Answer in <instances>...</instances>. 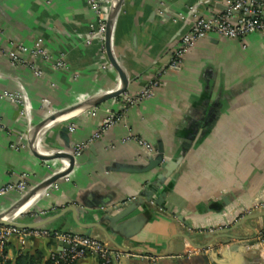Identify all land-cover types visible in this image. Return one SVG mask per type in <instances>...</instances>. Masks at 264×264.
<instances>
[{"label": "crops", "instance_id": "obj_1", "mask_svg": "<svg viewBox=\"0 0 264 264\" xmlns=\"http://www.w3.org/2000/svg\"><path fill=\"white\" fill-rule=\"evenodd\" d=\"M99 3L96 11L86 0H0V187L23 181L26 189L65 165L63 158L36 155L29 145V131L53 111L80 104L32 133L43 151L72 152L112 111L118 118L74 154L71 169L28 208L24 219L74 204L87 210L79 213L81 221L95 220L102 206L147 192V181L166 171L152 194L161 201L156 210L143 204L134 211L143 210L146 218L128 240L112 234L129 248L165 254L134 251L114 264H264V215L232 231L248 236V244L237 248H232L237 238L203 249L183 236L189 228L207 231L233 222L243 206L252 209L257 198H264V34L230 38L211 33L183 54L177 68H169L179 35L198 15L226 11L227 0H121L111 47L127 86L91 105L88 100L120 81L106 51L105 29L96 31L99 18L105 28L112 0ZM157 73L160 83L150 96L126 100ZM138 138L151 150L142 148ZM158 154L162 160L145 169ZM163 160L170 163L168 169ZM25 189L1 194L0 210ZM161 191L162 200L157 199ZM55 225L86 232L70 212L45 227ZM91 232L105 238L98 228ZM22 244L43 259L59 247L49 236H28L26 242L14 236L5 246L7 256ZM78 264H97V258L86 252Z\"/></svg>", "mask_w": 264, "mask_h": 264}, {"label": "water", "instance_id": "obj_2", "mask_svg": "<svg viewBox=\"0 0 264 264\" xmlns=\"http://www.w3.org/2000/svg\"><path fill=\"white\" fill-rule=\"evenodd\" d=\"M121 3V0H112L111 6L109 8V12L106 18V25H105V47L106 51L109 57V60L111 64L117 69L120 77L119 84L104 92L103 94L97 96L96 98H92L91 100L87 101V104H96L103 100H106L112 96H115L122 92L126 86H127V74L121 65V63L117 60L115 57L112 47H111V29L113 25V20L115 17V14L117 12V9ZM80 106V104H74L72 106L58 109L53 111L48 117L40 120L37 122L32 129L29 131V145L32 151L43 158H51V157H60L65 160V165L56 169L54 172H52L49 176L44 178L43 180H40L37 183H34L30 190L27 191L25 194L21 195L18 199H16L13 203H11L8 207H6L3 211H0V224L4 225H12L17 227H25V228H32V227H45L46 224L50 223L54 219L66 214L67 212H70L71 217L74 221V223L78 226L86 228V232H78V231H71L69 229H60V230H66L74 233H80V234H86L93 238L100 239L104 241L105 243L109 244V242L113 243L119 250L121 251H136L137 253H153V254H165L166 251L160 252H153L149 249L142 248V250H135L134 248H129L126 246V244L122 245L118 243L112 236V234H121L124 239L128 240L131 235L134 234L137 228L140 227L141 222L145 220L146 214L143 210L140 212H134L138 207H142L143 204H149L151 207H153L156 210V204H160L161 201L156 200L152 197L153 192H155L163 182L165 176V172H158L154 178L149 179L147 181V187L148 191L142 192L141 195L133 196L126 201L119 203V204H113L102 206V213L98 216L95 220L90 221H81L79 219V213L80 212H87L86 209L79 208L78 206L74 204H66L59 210H56L55 212L45 214L44 216H35V218L32 219H24V220H16V219H9L7 218V213H9L17 204L21 203L24 199L28 198L35 190L44 189L51 185L55 180H57L59 177L65 175L72 167L74 162V154L68 150H49V151H43L40 150L33 138L32 133L35 129L38 127H41L49 118L55 117L59 113L72 110L76 107ZM189 137H191V134H189ZM162 160L161 154H158L155 156L153 160H151L150 164L145 167V169H149L155 164L159 163ZM162 167L165 169H168L170 166V163L168 161L163 160L161 162ZM164 191H161L158 195L157 199H163ZM241 211V210H240ZM264 215V205L256 206L252 209L247 210L243 214H241L239 217H237L233 222H227L224 224V226L217 227V228H211L207 231H196L193 232L189 228L186 232L183 233V236L187 239V241L195 248H214L215 245L218 243H225L230 240V238H237L239 239L238 242L234 243L232 245V248H237L240 245H247L248 242L245 241L246 234H237L232 231L235 230V228L239 225H241L246 219L253 218L257 216ZM171 220L172 217L168 216ZM143 219V220H142ZM191 227V226H190ZM93 228H98L101 230L105 236L104 239L92 235L91 230ZM56 229V228H54ZM59 248L64 245L68 246L67 243H63L61 241L58 242ZM110 245V244H109ZM111 246V245H110ZM112 247V246H111ZM259 252H261V248H257ZM126 256V255H122Z\"/></svg>", "mask_w": 264, "mask_h": 264}, {"label": "built area", "instance_id": "obj_3", "mask_svg": "<svg viewBox=\"0 0 264 264\" xmlns=\"http://www.w3.org/2000/svg\"><path fill=\"white\" fill-rule=\"evenodd\" d=\"M86 1L94 10H99V0ZM231 11L235 12L232 16ZM104 29L103 20L99 18L96 31L102 33ZM250 32H260L264 34V0H227L226 11L217 12L208 16L198 15L192 21L190 28L179 35L177 44L170 52L167 66L169 68H177L181 63L183 54L192 47L198 39L206 37L211 33H215L221 37L240 38ZM159 83L160 79L157 73L151 77L148 84L141 89L138 94L135 96H127L126 100L128 102H135L142 97L150 96ZM3 94L10 99L15 98L9 92L5 91ZM117 118L118 115L115 112H108V114L102 118L99 128L92 133L88 141L97 137L106 126L113 123ZM69 129H73V127L69 126ZM137 140L142 148L149 151L151 150L149 142L141 138ZM88 141L77 143L72 153H79L81 149L87 145ZM13 188L25 189V184L23 181L8 183L0 187V194ZM263 202L264 198L259 197L256 199L254 205L261 206ZM247 210H249V208L243 206L240 212L244 213ZM13 235L18 236L21 242L28 236H49L54 238L57 242L61 241L67 243L68 246L62 245L49 254L53 264H75L86 252H91L96 256L97 264H114L123 254L127 256L134 254L132 251L114 249L104 241L86 234L46 227L25 228L0 224V264H3L8 258L4 246L5 242ZM262 254L264 255L263 250Z\"/></svg>", "mask_w": 264, "mask_h": 264}, {"label": "trees", "instance_id": "obj_4", "mask_svg": "<svg viewBox=\"0 0 264 264\" xmlns=\"http://www.w3.org/2000/svg\"><path fill=\"white\" fill-rule=\"evenodd\" d=\"M3 264H53L50 257L43 259V255L38 250L30 248H17L12 257H8ZM75 264H78L75 263Z\"/></svg>", "mask_w": 264, "mask_h": 264}, {"label": "bare ground", "instance_id": "obj_5", "mask_svg": "<svg viewBox=\"0 0 264 264\" xmlns=\"http://www.w3.org/2000/svg\"><path fill=\"white\" fill-rule=\"evenodd\" d=\"M71 110L59 113L55 117L49 118L41 127H38L33 132H38L41 128H44L48 123L54 122L57 118H60L62 115H67ZM38 135V134H37ZM37 137V136H35ZM44 189L35 190L28 198L21 201V203L17 204L9 213H7V218L15 219L18 215H20L27 207L31 206L43 193Z\"/></svg>", "mask_w": 264, "mask_h": 264}, {"label": "rangeland", "instance_id": "obj_6", "mask_svg": "<svg viewBox=\"0 0 264 264\" xmlns=\"http://www.w3.org/2000/svg\"><path fill=\"white\" fill-rule=\"evenodd\" d=\"M109 12V11H108ZM108 12H107V15H108ZM107 15H106V17H107ZM32 186V185H31ZM30 186V187H31ZM56 186V183L55 182H53L51 185H49L47 188H46V190H45V193H47V192H49L50 191V188H52V187H55ZM30 187H28V188H26L25 190H22L20 193V196L21 195H23V194H25L27 191H29L30 190ZM6 192V191H5ZM4 192V193H5ZM3 194V193H2ZM1 195V194H0ZM34 204V203H33ZM32 204V205H33ZM30 207V206H29ZM29 207H27V209L26 210H24V212H22L20 215H18L15 219L16 220H23L24 219V217H25V213H26V211H28L29 209ZM5 209V208H4ZM3 209V210H4ZM53 209V208H52ZM3 210H0V211H3ZM40 211H42V210H40ZM55 227H57L56 229H58L59 228V225H55ZM60 230V229H59ZM12 237H14V235L13 236H11L10 238H12ZM16 237H18V236H16ZM9 238V239H10ZM27 238L28 237H26V239H24L25 240V242H26V240H27ZM8 239V240H9ZM8 240L5 242V246H6V244H7V242H8ZM26 244V243H25ZM25 244H22V245H18V247L19 248H21V249H23V248H25ZM4 246V248H5V250H6V247Z\"/></svg>", "mask_w": 264, "mask_h": 264}]
</instances>
